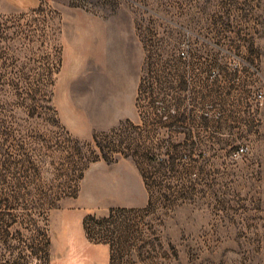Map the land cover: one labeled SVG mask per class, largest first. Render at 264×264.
Listing matches in <instances>:
<instances>
[{
  "label": "rangeland",
  "instance_id": "1",
  "mask_svg": "<svg viewBox=\"0 0 264 264\" xmlns=\"http://www.w3.org/2000/svg\"><path fill=\"white\" fill-rule=\"evenodd\" d=\"M111 256L264 264V0L0 2V264Z\"/></svg>",
  "mask_w": 264,
  "mask_h": 264
},
{
  "label": "crops",
  "instance_id": "2",
  "mask_svg": "<svg viewBox=\"0 0 264 264\" xmlns=\"http://www.w3.org/2000/svg\"><path fill=\"white\" fill-rule=\"evenodd\" d=\"M0 2L11 8L27 10L38 7L40 0H0Z\"/></svg>",
  "mask_w": 264,
  "mask_h": 264
},
{
  "label": "trees",
  "instance_id": "3",
  "mask_svg": "<svg viewBox=\"0 0 264 264\" xmlns=\"http://www.w3.org/2000/svg\"><path fill=\"white\" fill-rule=\"evenodd\" d=\"M109 264H112V256L110 257V263Z\"/></svg>",
  "mask_w": 264,
  "mask_h": 264
},
{
  "label": "built area",
  "instance_id": "4",
  "mask_svg": "<svg viewBox=\"0 0 264 264\" xmlns=\"http://www.w3.org/2000/svg\"><path fill=\"white\" fill-rule=\"evenodd\" d=\"M258 97H261L260 95H258Z\"/></svg>",
  "mask_w": 264,
  "mask_h": 264
}]
</instances>
